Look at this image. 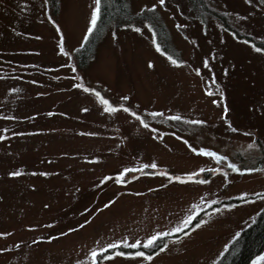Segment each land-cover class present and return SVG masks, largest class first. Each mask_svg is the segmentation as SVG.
<instances>
[{"label":"rangeland","instance_id":"rangeland-1","mask_svg":"<svg viewBox=\"0 0 264 264\" xmlns=\"http://www.w3.org/2000/svg\"><path fill=\"white\" fill-rule=\"evenodd\" d=\"M127 1L131 13L157 21L111 22L79 66L74 53L94 0H58L56 12L45 0H0V264H88L93 246L168 230L193 205L186 236L141 246L156 253L152 261L117 255L99 264H217L264 209V162L251 172L229 168L264 154V52L255 43H264V2L206 0L238 38L213 15L197 18L187 0ZM157 22L167 35L159 40ZM166 43L183 63L168 59ZM86 88L126 103L151 128L122 109L107 112ZM185 140L228 159L193 153ZM124 168L127 183H119ZM188 172L196 177L183 179ZM47 235L54 239L33 243Z\"/></svg>","mask_w":264,"mask_h":264},{"label":"snow or ice","instance_id":"snow-or-ice-1","mask_svg":"<svg viewBox=\"0 0 264 264\" xmlns=\"http://www.w3.org/2000/svg\"><path fill=\"white\" fill-rule=\"evenodd\" d=\"M48 2V0H45V4ZM101 2L102 0H94V6L91 8L90 10V20L88 22V26H87V33L84 36V39H88V34L92 33L96 27L97 21L100 17V10H101ZM250 2V0H249ZM157 3L161 6H163L165 4V0H157ZM147 7V6H145ZM157 7V4H152L151 8L155 9ZM49 19L51 20L52 18L49 17ZM52 23L55 24L56 21L52 20ZM57 30H59V26L57 25ZM137 31H139V29H137ZM61 39H63L61 37ZM157 49H160L161 45L160 44H156ZM259 51L264 52V48L262 49H258ZM60 51L64 52V47L63 44L60 47ZM165 55L168 56V59L171 60V62L173 64H180L183 63L182 60H177V59H173L172 56L168 55L167 53H165ZM151 65V62H149ZM205 63H207V61H205ZM197 71H199L197 69ZM80 87H83V85H79ZM88 92L94 93L96 97H98L100 103L104 106L105 110L109 113L115 112L118 109H122L125 113H130V116L136 120H138L140 125H143L145 128H151V124L148 123V121L139 114L138 111L133 110L131 107H128L126 105V103L123 102H117L115 104L111 103L108 99H106L104 96H102L98 91H96V89L94 88H86L85 89ZM221 95H223L221 93ZM123 101H127L128 97L125 96L122 98ZM215 103V101H214ZM85 109H82V111ZM224 113H226L228 111L227 107L224 108ZM158 113L157 112H152L150 115L152 117H155ZM223 115V114H222ZM173 119H184V117H180V116H173ZM191 123L194 124H204L205 121L203 120H193L190 121ZM229 126L230 122H229ZM236 129H233V131H235ZM152 131L155 133L157 130L156 129H152ZM173 135H175V133H173ZM3 136H0V139H3ZM181 139H183V137H181ZM185 144H187L188 148L193 152V153H200L204 156L207 157H211L214 158L216 161H220V160H225L227 161V157L226 156H221V154L219 152L216 151H212L210 148L207 147H199V146H193L192 144H189L187 140L184 141ZM93 160L98 159V157H92ZM152 167H156L155 164L152 165ZM229 168L234 170L235 172H251L252 169L250 168H242V167H238L237 164L235 163H229ZM130 170L128 168H124L121 171H118L115 175L118 178V182L119 183H127V177L125 176V173L129 172ZM132 171H135V169H133ZM199 171H203L202 169H197V172ZM216 172H223L224 176L227 177L228 173L226 171H224L223 168H216L215 169ZM9 176H17L20 175L19 171H13V172H9L8 173ZM45 175H47V173H45ZM167 175V173H166ZM196 177V173L194 172H188L184 174L183 179L186 180H193ZM123 178V179H120ZM173 180H181L182 177L180 176H172L171 177ZM108 177L105 176L104 180H107ZM240 196H244L246 195V193L241 192L239 193ZM114 199V198H113ZM113 199L108 200L105 204H101L100 208H97L96 211H100L101 208H105L108 205L113 203ZM210 203V201L208 202ZM225 208H230L231 205H224ZM86 211V210H85ZM199 211V207L197 205H193L192 206V210L190 212H188L187 214L183 215V219L179 220L177 224H175L174 226H172L170 229L168 230H164V231H154L151 234H148L146 236L143 237V239L140 238H133L132 242L129 243V239L128 238H122V239H116L113 242H108V243H104L103 245H97V246H93L90 251L87 253V255L84 257V260L88 262V264H99V261L101 259L104 260H109L113 257H116L117 255L121 256V257H128V258H144L148 261H152L154 255L156 254L155 252H146L141 249V246L143 249H152L153 247H159L160 244V240L166 236H171L172 233H176V232H180L182 233V235H187V232H184L183 229L189 227V224L192 222L193 217L196 215V212ZM91 219V216L89 217V220ZM89 221L85 220L83 223L87 224ZM54 223V222H53ZM204 221H201V224H203ZM82 224H77L76 228H80L82 227ZM29 227L31 228H35L37 227V225H29ZM74 229L69 228L67 229V232H72ZM64 233H58L57 235H63ZM7 235V233H3L0 232V236H4ZM237 235H239V233H237ZM173 240H178V237H172ZM48 240L51 241L54 239V237L52 235H47V236H37L35 238V241H33V243L37 242V241H41V240ZM17 244H19V241H17ZM123 246V250H119L120 247ZM166 247V245H165ZM4 249L0 248V251H3ZM161 251H163V248H160ZM261 261H264V253H262L260 256H257L254 260H253V264H260ZM76 264H81V262L78 260L76 261Z\"/></svg>","mask_w":264,"mask_h":264},{"label":"trees","instance_id":"trees-1","mask_svg":"<svg viewBox=\"0 0 264 264\" xmlns=\"http://www.w3.org/2000/svg\"><path fill=\"white\" fill-rule=\"evenodd\" d=\"M50 6L55 10L58 5V0H48ZM190 4L191 8L196 12L197 18L203 21L204 17L207 16H215L221 22H223L224 26L227 30L233 32L236 37L239 38L241 36L238 33V29L234 28L231 24H229L225 17L219 15L214 10H212L207 3L206 0H187ZM264 2V0H262ZM152 13L150 11L146 12L145 15L141 14H134L131 13L128 1L127 0H102L101 2V10H100V17L97 21L96 27L94 31L88 34V39H85L83 44L75 50L74 56L77 64L79 66L87 64L89 58L94 54L96 43L98 42L99 38H101L102 33L108 27V24L111 22L114 23H122L125 24H133L139 16L141 18H147L148 20L152 19V22L157 19L152 18ZM138 20V19H137ZM157 31V38L161 37L162 33L166 35L164 30V26L162 23L157 22L154 25ZM167 36V35H166ZM165 41L166 42V37ZM249 41L255 42L250 35H246ZM159 40V38H158ZM159 42V41H157ZM257 46L264 48V43L255 42ZM163 52L171 55L174 59H177V55H173L171 48H169L168 44L166 43L165 46L161 48ZM172 52V53H171ZM178 60V59H177ZM264 162V154L262 157L256 161L254 166L251 167H243V168H257L261 167L262 163ZM244 164V163H243ZM264 249V209L258 214L256 219L246 228H244L240 234L232 240L229 244L228 250L223 254L222 259L218 261L217 264H248L250 260L260 253Z\"/></svg>","mask_w":264,"mask_h":264},{"label":"bare ground","instance_id":"bare-ground-1","mask_svg":"<svg viewBox=\"0 0 264 264\" xmlns=\"http://www.w3.org/2000/svg\"><path fill=\"white\" fill-rule=\"evenodd\" d=\"M262 253H264V250L262 251ZM261 252L259 253V256L262 254ZM257 257V255H256ZM256 257H254L252 260H254ZM248 264H253V261L252 262H249ZM260 264H264V261H261Z\"/></svg>","mask_w":264,"mask_h":264}]
</instances>
